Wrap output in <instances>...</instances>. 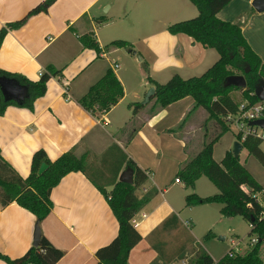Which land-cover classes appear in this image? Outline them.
<instances>
[{
	"label": "crops",
	"instance_id": "obj_1",
	"mask_svg": "<svg viewBox=\"0 0 264 264\" xmlns=\"http://www.w3.org/2000/svg\"><path fill=\"white\" fill-rule=\"evenodd\" d=\"M43 1L0 0V28L21 19ZM118 1L124 5V14L111 37L132 45L128 35H134L148 44L156 54L157 62L147 77L162 84L157 79L160 71L164 72V77L170 78L174 74L182 77L184 73H203L215 62L217 57L212 48H206L182 33L174 35L166 29L154 30L156 9L158 13L166 9L175 11L177 14L171 19L182 17L178 16L182 12L186 17L195 15L194 9L186 3L188 0ZM252 1L231 0L216 16L240 24L246 42L264 64V10L255 11ZM128 4L133 12L131 19L126 20ZM103 7L104 11L110 10V0H55L45 11L7 31L0 45V69L20 74L30 81L38 80L40 71H45L47 66L60 73L47 81L45 93L36 98L30 108L16 105L5 108L0 115V154L18 175L25 178L30 172L31 156L38 149H43L50 160L68 150L76 156L87 150L97 163L100 156L116 144L128 159L145 171L146 179L136 189V195L141 197L151 193V198L131 220L142 238L130 250L127 264H186L191 256L190 247L197 243L189 233L193 239V244L189 245L185 233L186 230L190 232L192 222L182 220L177 203L164 196L168 188L166 179L164 182L162 178L172 172L175 177L171 183H182L175 181L177 172L201 149L204 136L186 142L184 138H172V131L180 122L184 136L191 130L197 131L204 126L206 113L202 108L190 111L194 104L190 97L154 111L152 107L143 111L142 106L134 111L130 104L136 102L124 103L127 96L124 74L116 70L119 69L116 60L105 63L108 55L118 48L105 49L106 44L99 38L100 27L112 24V21L106 22L107 19L96 21L103 17ZM90 34L98 44L97 52L80 42L82 35ZM171 51H176V55L170 57ZM128 52L135 54L133 50ZM108 69L120 82L122 97L108 110H100L97 106L93 112L84 109L79 100ZM145 92L144 88L141 96ZM232 93L228 95L235 100ZM133 95L138 97V92ZM158 145L176 149L172 159H168L171 155L161 158L170 165H160L156 156L162 150ZM125 168L126 165L122 166L118 177ZM110 190L111 186L106 187V193ZM50 200L52 209L40 222V229L63 251L55 264H96V250L107 245L116 236L118 228L104 194L85 174L73 171L51 189ZM166 220V225L162 226ZM35 222V216L15 202L0 205V253L10 258L21 256L32 245ZM205 252L209 253L208 250ZM0 264L6 263L0 259Z\"/></svg>",
	"mask_w": 264,
	"mask_h": 264
},
{
	"label": "trees",
	"instance_id": "obj_2",
	"mask_svg": "<svg viewBox=\"0 0 264 264\" xmlns=\"http://www.w3.org/2000/svg\"><path fill=\"white\" fill-rule=\"evenodd\" d=\"M54 1L44 0L30 9L21 19L1 27L0 45L9 29L20 27L27 18L45 11ZM188 1L195 6L196 16L170 24L167 31L174 35L185 34L204 47L214 49L218 53V58L198 76L182 78L174 74L162 84L147 77L155 91L150 98L154 100L152 110L165 108L180 99L190 97L194 102L190 111L196 108H202L205 111L202 147L181 165L176 178L182 181L185 187H193L197 178L203 175L217 187L218 192L207 197H200L195 193L189 194L185 197L186 206L218 203L221 205L220 213L223 216H240L246 220L250 224L248 235L251 239L255 237L257 240L253 244L250 243V247L243 253L230 249L216 262L203 249L196 245L192 246L191 256L186 264H262L260 251L264 246V219L260 218V213L264 207L258 201L257 193L261 192L263 187L252 178L240 162L239 156H233L229 150L225 152L221 161L217 162L212 157V148L214 143L229 130L226 114L229 111L236 112L238 107L237 102H234L228 94L233 90H239L248 104L257 102L254 88L258 83H264V64L246 42L240 24L223 21L216 16L218 11L231 0ZM96 21L103 22L104 18L99 17ZM80 42L84 47L99 51L92 34L82 35ZM109 48H124L132 51V45L121 39L107 43L105 49ZM246 69H248L247 72H245ZM236 71L244 76L245 87L224 86V79ZM59 73V70L47 66L38 80L30 81L20 74L0 69V76L15 79L28 90V98L21 104L4 102L0 93V115L9 105L30 108L33 101L45 93L47 81ZM122 95L123 89L120 82L108 69L102 78L90 86L79 103L91 112L96 106L100 110H108ZM130 106L134 111L141 107L137 102ZM235 139L241 143L242 148L247 150L248 155L255 157L264 166V153L259 147L260 142L257 138L247 135L241 139L240 134L236 133ZM94 161L96 159L87 150L81 156H76L72 150H68L55 160H50L43 149H38L31 156L28 176L23 178L2 159L0 154V205L6 206L15 202L32 213L40 224L52 209L51 189L67 173L82 172L104 194L118 223L116 236L107 245L96 250V264H127L130 250L142 238L131 224V219L151 198V193L141 197L135 193L146 179L145 171L128 159L116 144H112L100 156L97 163ZM42 163H45L47 168L39 174L38 169ZM124 165L133 169L132 184L117 181L118 174ZM108 186H111V190L106 193ZM243 188H246L248 192ZM166 223L167 220L162 226ZM209 235L210 232L206 236ZM229 252L232 253L231 256ZM62 255L63 251L55 247L41 233L38 244L31 245L21 256L10 258L0 253V259L6 264H55Z\"/></svg>",
	"mask_w": 264,
	"mask_h": 264
},
{
	"label": "rangeland",
	"instance_id": "obj_3",
	"mask_svg": "<svg viewBox=\"0 0 264 264\" xmlns=\"http://www.w3.org/2000/svg\"><path fill=\"white\" fill-rule=\"evenodd\" d=\"M110 3H111L110 10L104 11V7H106L107 5H105L101 10L102 11L101 14H103V18L105 20L107 19L106 22L112 21V24L102 26L99 29V38L104 44H107L108 42H110V40H114V39L116 40V37H111V36L115 34L117 25L121 23L122 18L120 16H123L124 14V9H123L124 5L121 1L110 0ZM186 3L189 7H191L190 9H194L195 15L186 17V13L182 12L181 15H178L182 17H176V19H171L173 18V16L177 14L175 11L171 9H166V10H159L158 13L156 9L155 11L156 15L153 17L155 18L154 30L156 31L158 29H166L167 31V27L170 24L195 17L197 14L196 9L188 1ZM132 10L133 9H131L130 5L128 4L127 13L129 15L126 17V20L131 19L133 12ZM128 36H130V38L132 39V40L130 39L129 41L132 42V50L133 52H135V54L129 53L128 50L124 48H118L116 49L117 50L116 52H113L108 55V59L105 61V63L107 64L108 60L109 61L116 60L118 62L119 69L116 70L124 74L123 79L125 82V86L127 88V96H126V101L124 103L137 102L142 106L144 111L150 109L154 102L153 99H150L147 103L141 104L144 99V96L143 95L141 96V92L144 90V88L146 91L150 88L151 84L147 80V75L148 74L151 75L152 73L151 70L153 69V66H155L157 62V61L155 62L156 54L149 48L148 44L142 39H138V37L134 35L132 36L128 35ZM212 51L215 54V56L218 58V53L214 49ZM175 55H176V51H171L169 54L170 57H173ZM166 71L167 70H165V72ZM200 73L201 71H195L193 74L194 76H196L199 75ZM193 74L188 73L187 75V73H184V75H182V78H188L190 76H193ZM234 74H241V73L236 71ZM157 76H158L157 79H159L160 82L162 83H165L169 79L168 76L164 77V72L162 71H160L159 74L157 73ZM135 92H138V97L136 98L132 97L134 96L133 93ZM230 93H232L233 98H235L234 102H237V100H239L237 104L246 102L243 99V95L241 91L233 90ZM234 113L235 112L233 113L232 112L230 113V111L228 112V114H232V115H235ZM182 124L183 123L180 122V124L174 127L171 134L172 138L173 137L184 138L183 140L186 142H188L189 140L195 141L198 137L203 138L205 133L204 126L201 125L197 131L191 130L186 134V136H184L183 135L184 132L180 129V126ZM227 124L229 130L226 133H224L218 139L217 142L214 143L212 148V157L217 162L221 161L226 151L232 150V144L234 141L235 134L238 133L234 122ZM162 126L163 124L160 125V128H162ZM174 144L175 143H173V145ZM158 147L160 146L158 145ZM160 150L162 151L158 152L156 156L158 157L157 159H159L161 163L160 165L161 166L166 164L170 165L169 162L162 160L161 158L163 157L165 159L167 155L168 156L171 155V158L168 159H172L176 149L174 147L167 148L166 145H163V147L162 146L160 147ZM238 156L240 157L239 158L240 162L244 165V167L252 176V178L257 183L262 185L263 190L257 193V199L260 203L263 204L264 203V166L261 163H259L255 157H253L252 155H248L246 149H243V151ZM174 177L175 175H173L172 172H169V174H165L163 176L162 181L165 182L166 179L165 184L168 188V191L167 193L164 194V196L168 199L172 198L173 200L172 199L171 200L177 203L179 216L182 220L184 221L189 220L192 222V224L190 223V228H189L190 232L188 230H186L185 232L190 242L189 245L193 244V240L191 239L192 237L189 235V233H191L197 242L194 243L192 246L196 245L199 248L204 249V251L208 250L209 252L208 254H210L214 262L218 261L232 248L234 241H238V240L241 241L240 250H239L240 253H243L246 249L250 247L249 244H250L251 236L248 235L250 230V224L240 216H231V217L223 216L220 213L221 205L218 203H203V204L186 206L185 197L189 194L195 193L200 197H207V196H212L218 192L217 187L206 176L203 175L199 176L195 181L193 187H185L183 182L179 184L171 183L173 182ZM157 194L160 195V192H157ZM208 232H210V235L206 236ZM219 237H223V239H219ZM260 256L262 258V264H264V246L261 247Z\"/></svg>",
	"mask_w": 264,
	"mask_h": 264
},
{
	"label": "water",
	"instance_id": "obj_4",
	"mask_svg": "<svg viewBox=\"0 0 264 264\" xmlns=\"http://www.w3.org/2000/svg\"><path fill=\"white\" fill-rule=\"evenodd\" d=\"M252 7L255 11L261 12L264 10V0H253ZM140 59V58H138ZM248 69L245 70L247 72ZM246 85L245 78L242 74H232L228 75L224 79V86H234L244 88ZM0 93L4 102H14L21 104L26 98H28V90L26 86L20 85L15 79L8 78L5 76H0ZM154 87H150L145 95L141 104L147 103L150 98L154 95ZM254 95L257 97L258 101L264 103V83H258L254 88ZM250 126H259L264 129V118L256 119L248 123ZM242 149V145L238 140H235L232 144V154L237 157ZM47 168L45 163H42L38 169V173L41 174ZM118 181L126 184H132L133 182V169L126 167L119 175ZM41 234L40 224L38 221L34 224L33 229V241L32 245H37L39 242V237ZM223 239V237H219Z\"/></svg>",
	"mask_w": 264,
	"mask_h": 264
},
{
	"label": "built area",
	"instance_id": "obj_5",
	"mask_svg": "<svg viewBox=\"0 0 264 264\" xmlns=\"http://www.w3.org/2000/svg\"><path fill=\"white\" fill-rule=\"evenodd\" d=\"M114 68H117V64L113 65ZM43 71H40V74ZM65 91V90H64ZM235 115L232 114H226L225 118L228 123L234 122L237 132L240 134L241 139H244L247 135H250L254 138H257L260 142L259 147L261 151L264 153V129L259 127V126H250L248 123L250 121L264 118V103L261 101H257L253 104H248L247 102L241 103L238 106L237 111L234 113ZM176 182H179L177 178H175ZM246 192L248 190L246 188H243ZM264 207V203H263ZM260 218L264 219V208L260 213ZM132 220V219H131ZM136 224L135 222H133ZM256 238H252L250 243H255ZM233 246L231 249L239 252L240 250V245L241 241H234ZM229 256L232 255L231 252L228 253ZM185 264V263H183Z\"/></svg>",
	"mask_w": 264,
	"mask_h": 264
}]
</instances>
